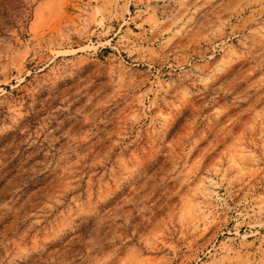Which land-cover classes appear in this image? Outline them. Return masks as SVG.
<instances>
[{"label": "rangeland", "instance_id": "rangeland-1", "mask_svg": "<svg viewBox=\"0 0 264 264\" xmlns=\"http://www.w3.org/2000/svg\"><path fill=\"white\" fill-rule=\"evenodd\" d=\"M0 264H264V0H0Z\"/></svg>", "mask_w": 264, "mask_h": 264}]
</instances>
